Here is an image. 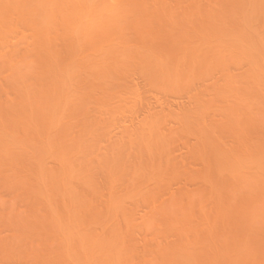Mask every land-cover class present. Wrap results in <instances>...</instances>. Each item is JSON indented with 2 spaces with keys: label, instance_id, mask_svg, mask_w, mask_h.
Instances as JSON below:
<instances>
[{
  "label": "bare ground",
  "instance_id": "1",
  "mask_svg": "<svg viewBox=\"0 0 264 264\" xmlns=\"http://www.w3.org/2000/svg\"><path fill=\"white\" fill-rule=\"evenodd\" d=\"M0 264H264V0H0Z\"/></svg>",
  "mask_w": 264,
  "mask_h": 264
},
{
  "label": "rangeland",
  "instance_id": "2",
  "mask_svg": "<svg viewBox=\"0 0 264 264\" xmlns=\"http://www.w3.org/2000/svg\"><path fill=\"white\" fill-rule=\"evenodd\" d=\"M184 102V101H183ZM185 103H186V101H185Z\"/></svg>",
  "mask_w": 264,
  "mask_h": 264
}]
</instances>
